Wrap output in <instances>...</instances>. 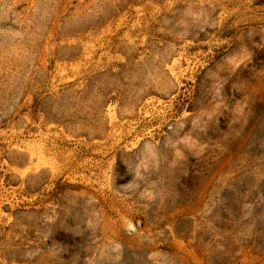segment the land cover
Returning a JSON list of instances; mask_svg holds the SVG:
<instances>
[{
    "label": "rangeland",
    "instance_id": "rangeland-1",
    "mask_svg": "<svg viewBox=\"0 0 264 264\" xmlns=\"http://www.w3.org/2000/svg\"><path fill=\"white\" fill-rule=\"evenodd\" d=\"M0 264H264V0H0Z\"/></svg>",
    "mask_w": 264,
    "mask_h": 264
}]
</instances>
